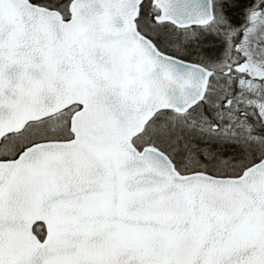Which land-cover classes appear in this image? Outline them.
Instances as JSON below:
<instances>
[{"label":"snow or ice","instance_id":"1","mask_svg":"<svg viewBox=\"0 0 264 264\" xmlns=\"http://www.w3.org/2000/svg\"><path fill=\"white\" fill-rule=\"evenodd\" d=\"M0 264H264V0H0Z\"/></svg>","mask_w":264,"mask_h":264}]
</instances>
